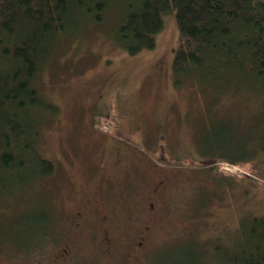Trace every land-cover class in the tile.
<instances>
[{"label": "rangeland", "instance_id": "374dc122", "mask_svg": "<svg viewBox=\"0 0 264 264\" xmlns=\"http://www.w3.org/2000/svg\"><path fill=\"white\" fill-rule=\"evenodd\" d=\"M116 12L59 36L37 75L36 86L56 106L37 146L55 170L0 194V253L27 247L44 231L69 232L70 211L79 209L89 227L79 262L110 264L92 255L90 243L101 241L99 231L93 237L97 212L114 229V242L126 240L125 230L138 236L155 212L145 264H200L199 257H206L201 264H231L252 245L251 230L264 216V180L251 171L256 161L264 170L254 148L264 136V87L254 80L222 94L198 79L178 82L173 13L163 14L156 47L132 55L116 41ZM216 165L237 179H212Z\"/></svg>", "mask_w": 264, "mask_h": 264}, {"label": "trees", "instance_id": "16d2710c", "mask_svg": "<svg viewBox=\"0 0 264 264\" xmlns=\"http://www.w3.org/2000/svg\"><path fill=\"white\" fill-rule=\"evenodd\" d=\"M113 10L116 41L132 55L156 47L163 14L173 13L178 82L198 79L222 94L237 93L254 80L264 87V0H0V194L54 172L37 142L43 119L56 106L36 86L37 75L59 36L86 22L101 24ZM254 148L264 157V136ZM261 164L254 162L251 171L264 180ZM209 174L214 180L237 179L219 165ZM251 240L231 264H264V216L256 219Z\"/></svg>", "mask_w": 264, "mask_h": 264}, {"label": "flooded vegetation", "instance_id": "af4514ba", "mask_svg": "<svg viewBox=\"0 0 264 264\" xmlns=\"http://www.w3.org/2000/svg\"><path fill=\"white\" fill-rule=\"evenodd\" d=\"M122 147L125 148L124 145ZM114 152L120 158V150L114 149ZM164 186L163 180L156 183L153 188L154 194H158ZM149 198L153 199L152 196ZM151 206H154L153 202H151ZM70 213L72 216L65 228L69 232L63 233V228L55 233L44 231L37 235L33 241L28 242L27 247L23 243L14 244L12 248L7 247L4 254L0 253V258L5 260L4 264H81L79 262L82 259L79 250L83 248L81 233L84 227L86 229L89 227L85 225L84 214L79 209L71 210ZM102 214L100 216L99 211L97 212L101 221L96 224V231L93 232L94 238H97V232H100L101 241L90 243L94 247L92 255L96 253L98 256H104L110 264H145L147 255L144 242L151 234L159 215L150 212L149 226L144 227L138 236L131 235V232L125 230L126 240L114 242V229L110 228L106 216ZM138 239L139 241H137ZM27 257L30 258V262H26ZM198 260L201 264L203 260H206V257H199Z\"/></svg>", "mask_w": 264, "mask_h": 264}]
</instances>
